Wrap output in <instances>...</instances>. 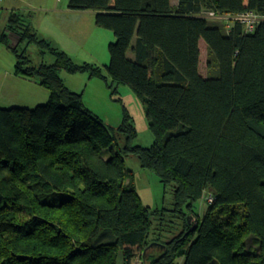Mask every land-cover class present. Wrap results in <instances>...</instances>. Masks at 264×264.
<instances>
[{
    "label": "trees",
    "instance_id": "obj_1",
    "mask_svg": "<svg viewBox=\"0 0 264 264\" xmlns=\"http://www.w3.org/2000/svg\"><path fill=\"white\" fill-rule=\"evenodd\" d=\"M94 13L112 32L104 66L77 63L16 13L0 43L14 55L17 76L48 91L33 108L0 106V264H264V23L225 31L201 12L264 14V0H67ZM221 23V22H220ZM35 44L32 64L15 49ZM218 74L203 78L199 49ZM131 52L132 58L128 57ZM53 57L45 63V54ZM88 73L114 91L142 99L154 142L133 145L126 113L116 128L124 145L83 106L60 76ZM110 153L105 158L106 153ZM121 154L171 187L169 210L143 205ZM213 197L197 217L195 203ZM243 207L240 223L231 207ZM195 221L190 223V217ZM193 228V229H192ZM253 237L254 249L246 247ZM159 250L158 254L147 249Z\"/></svg>",
    "mask_w": 264,
    "mask_h": 264
},
{
    "label": "rangeland",
    "instance_id": "obj_2",
    "mask_svg": "<svg viewBox=\"0 0 264 264\" xmlns=\"http://www.w3.org/2000/svg\"><path fill=\"white\" fill-rule=\"evenodd\" d=\"M26 1L31 0H5L0 2V5H7L9 3L11 6L7 9L0 8V30L3 29L7 22L8 14L11 10L15 11L18 16H21L25 22L22 24L29 23L32 26V22L38 19V12L32 7H28ZM6 2V3H5ZM31 23V24H30ZM210 25H216L222 28V23L210 22ZM86 40L83 41V48H80V53H75L74 51L68 55L71 58L81 63L83 61L95 64L99 71H101L102 76L106 78L109 82V76L105 70V65L108 63V49L107 43L114 36L112 32L107 29H102L93 24L90 30L87 32ZM10 39L12 45L16 44L18 41L15 34L10 33ZM202 45L204 43L200 41ZM16 51L20 54L22 49H25V54L29 57L32 64H37L40 62L41 57L39 55V50H37L36 45L27 44L25 41H21L17 47ZM199 72L203 78L214 77L218 74L217 66L213 60L212 55L208 53L207 48L200 46L199 49ZM14 55L5 46L0 44V65L4 68H11L14 66ZM43 61L45 63H52L53 57L49 54H45ZM64 82L74 92L80 93L82 96L83 106L86 107L93 118L99 120L102 125L110 132L112 135V141L116 147H121L124 145V134L122 132L116 131V128L123 120L124 113L129 117V121L132 123L135 129V137L133 138L132 144L140 147H148L154 142L153 134L148 128L147 118L144 113V105L142 99L137 97L133 91L125 85H117L114 87V91L110 94V90L105 86L103 81L97 77H88V73H65L60 71ZM2 98V97H0ZM4 101L0 99V106L7 107L8 105H3ZM18 105V104H16ZM109 152L105 154V158L109 156ZM123 159V164L126 171H130L134 180V187L138 194L139 199L143 205H147L150 209L163 208L169 210L173 204V197L171 192V187H164L159 182L158 176L152 173V171L141 168L138 159L135 155H124L121 154ZM206 202L203 200H198L194 208H196L197 217L201 216L204 212V207ZM231 213L237 222L240 223V216L243 214V207H231ZM190 223L195 221V216L190 217ZM253 237L246 238V247L251 250L256 248L253 241ZM154 252L158 254L159 250L151 248L147 253ZM181 260H177L175 264H180ZM131 264H145L142 262L141 257L134 259ZM209 264H215V262H210Z\"/></svg>",
    "mask_w": 264,
    "mask_h": 264
},
{
    "label": "crops",
    "instance_id": "obj_3",
    "mask_svg": "<svg viewBox=\"0 0 264 264\" xmlns=\"http://www.w3.org/2000/svg\"><path fill=\"white\" fill-rule=\"evenodd\" d=\"M26 3L28 7L39 11L38 19L32 22V26L39 36L48 39L54 47L63 50L67 54H71L73 51L80 53V48L84 46L83 41L87 38L85 34L94 24V13L91 10H71L68 8L67 0H31L26 1ZM176 4L177 0H170L171 8L175 7ZM10 6L9 3L4 4V7L1 4L0 8L8 9ZM10 13L16 12L11 10ZM1 33H5L7 38L10 39L11 32L7 31V23L0 30ZM113 39H110L108 43ZM128 57L132 58L131 52L128 53ZM13 71L14 66L4 68L0 65V97H2L0 99L4 101L2 102L3 105L33 108L47 101L48 91L39 85L35 78L17 76ZM61 78L64 82L62 76ZM64 84L66 85L65 82ZM66 86L73 90L68 85ZM118 264H122L121 260Z\"/></svg>",
    "mask_w": 264,
    "mask_h": 264
},
{
    "label": "built area",
    "instance_id": "obj_4",
    "mask_svg": "<svg viewBox=\"0 0 264 264\" xmlns=\"http://www.w3.org/2000/svg\"><path fill=\"white\" fill-rule=\"evenodd\" d=\"M2 0H0L1 2ZM201 16L209 21L222 23L224 30L227 31L232 23H238L243 32L249 33L253 32L255 27L260 24L264 23V14L256 13L255 11L251 10H243L241 13L236 14H229V13H221L215 12L213 10H207L201 12ZM203 201L206 203H212L213 197L209 194L204 196Z\"/></svg>",
    "mask_w": 264,
    "mask_h": 264
},
{
    "label": "water",
    "instance_id": "obj_5",
    "mask_svg": "<svg viewBox=\"0 0 264 264\" xmlns=\"http://www.w3.org/2000/svg\"><path fill=\"white\" fill-rule=\"evenodd\" d=\"M193 229V228H192Z\"/></svg>",
    "mask_w": 264,
    "mask_h": 264
}]
</instances>
